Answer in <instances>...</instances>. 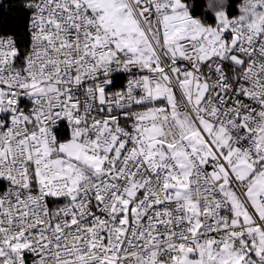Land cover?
Returning a JSON list of instances; mask_svg holds the SVG:
<instances>
[{"label":"snow or ice","instance_id":"6c2138e0","mask_svg":"<svg viewBox=\"0 0 264 264\" xmlns=\"http://www.w3.org/2000/svg\"><path fill=\"white\" fill-rule=\"evenodd\" d=\"M0 264H264V0H0Z\"/></svg>","mask_w":264,"mask_h":264}]
</instances>
